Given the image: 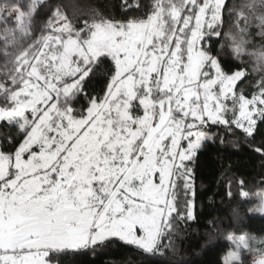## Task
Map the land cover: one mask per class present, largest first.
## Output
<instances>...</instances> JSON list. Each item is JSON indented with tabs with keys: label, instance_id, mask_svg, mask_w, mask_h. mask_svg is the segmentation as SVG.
Returning a JSON list of instances; mask_svg holds the SVG:
<instances>
[{
	"label": "snow or ice",
	"instance_id": "snow-or-ice-1",
	"mask_svg": "<svg viewBox=\"0 0 264 264\" xmlns=\"http://www.w3.org/2000/svg\"><path fill=\"white\" fill-rule=\"evenodd\" d=\"M119 9L0 0V264H62L114 243L175 255L196 219L201 152L246 147L264 169V0ZM224 196L255 197L248 213L264 215V190L243 178ZM224 239L221 264H264V236Z\"/></svg>",
	"mask_w": 264,
	"mask_h": 264
},
{
	"label": "trees",
	"instance_id": "trees-1",
	"mask_svg": "<svg viewBox=\"0 0 264 264\" xmlns=\"http://www.w3.org/2000/svg\"><path fill=\"white\" fill-rule=\"evenodd\" d=\"M66 3L91 5L98 9H107L114 15H119L121 0H65ZM261 158L248 148L239 150L231 145H221L219 142L210 145L207 151L201 152L195 161V216L189 223L182 240L178 242V252L169 253L166 257L145 256L131 246L114 243L109 248L98 252L63 258L62 264H221L228 243L224 232H247L255 236H264V215H251L249 208L256 206V198L241 202L239 199L229 200L224 196L227 180L235 177L245 179L251 192L261 189L259 180L264 176L260 167ZM239 207V216L233 215V210ZM215 220L219 233L209 236L212 229L209 221Z\"/></svg>",
	"mask_w": 264,
	"mask_h": 264
},
{
	"label": "rangeland",
	"instance_id": "rangeland-1",
	"mask_svg": "<svg viewBox=\"0 0 264 264\" xmlns=\"http://www.w3.org/2000/svg\"><path fill=\"white\" fill-rule=\"evenodd\" d=\"M257 44H259V41H257ZM262 190H264V189H257V190H254V192H259V191H262ZM258 203H259V201L256 199V206L258 205ZM255 206V207H256ZM253 259V257H249V264H251V260Z\"/></svg>",
	"mask_w": 264,
	"mask_h": 264
}]
</instances>
